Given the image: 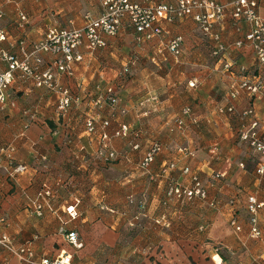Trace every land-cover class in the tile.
Listing matches in <instances>:
<instances>
[{
    "label": "crops",
    "instance_id": "1",
    "mask_svg": "<svg viewBox=\"0 0 264 264\" xmlns=\"http://www.w3.org/2000/svg\"><path fill=\"white\" fill-rule=\"evenodd\" d=\"M0 4L4 11L0 31L6 34L0 41L1 71L8 69L2 57L6 53L19 60L29 57L33 67L56 72L59 56L36 52L48 31L82 28L87 15L103 14L101 0H0ZM20 12L27 21L21 22ZM260 13L264 17V4ZM231 14L230 7L215 28L228 46L221 60L212 56L214 44L204 38L193 17L163 22V35L149 41L138 42L135 30L124 27L93 54L81 46L84 59L73 64L72 73H56L58 83L78 99L67 113L59 111L54 92L37 88L17 73L7 102L0 103V232L16 246L29 244L37 261L66 252L73 256V264H264V207L258 238L250 236L247 211L249 196L264 203V174H257L262 157L238 137L250 120L238 114L253 107L264 118V96L254 99L243 91L236 100L229 98L234 83L251 75L264 78V73L249 47L235 46L250 26L243 23L238 28ZM174 37L182 38L179 56L165 49ZM226 64L233 66L232 71ZM241 67L247 73L242 74ZM110 87L126 110L118 121L131 127L128 139L109 142L100 132L92 136L86 132L87 117H111L108 106L93 105ZM230 105L235 114L219 113V108ZM185 108L191 110L190 116L182 115ZM178 117L184 118L187 128L171 133L169 126ZM117 126L112 122L108 132ZM154 141L165 149L149 171H142L139 163ZM10 145L15 147L12 160L3 151ZM105 145L124 156L108 163L100 160L96 152ZM134 145L139 148L134 150ZM184 147L194 156L181 153ZM214 147L217 154L211 152ZM167 163H175L176 169L160 175ZM20 164L28 170L11 178L9 172ZM184 168L198 174L215 207L200 200L168 198L171 184H190ZM43 188L53 197L38 217L32 202ZM72 206L75 218L68 213ZM232 220L241 231L232 227ZM63 231L79 232L83 246H72ZM0 264L21 262L0 249Z\"/></svg>",
    "mask_w": 264,
    "mask_h": 264
},
{
    "label": "built area",
    "instance_id": "2",
    "mask_svg": "<svg viewBox=\"0 0 264 264\" xmlns=\"http://www.w3.org/2000/svg\"><path fill=\"white\" fill-rule=\"evenodd\" d=\"M18 0H8V2H17ZM264 4V0H232L229 4H223L215 0H101L103 14L100 17L87 15L85 17L84 26L76 29H57L52 28L48 31L45 39L36 47V52H48L59 56L56 63V72L52 69L40 70L33 67L30 58L19 60L14 56L6 53L2 54L4 61L8 63L7 71L0 69V103L5 104L8 99V90L18 78H29L35 86L54 92L58 96V109L62 113H67L72 105L78 101L74 98L70 91L62 87L57 81L56 73L71 74L72 66L76 62L83 61V54L79 49L86 46L89 53L93 54L97 50L107 47V37H116L124 27H130L137 33V41L145 42L163 35V22H174L186 17H193L204 38L211 40L214 47L211 54L216 59H222L228 50V46L222 41L221 35L215 31L217 25L222 24L225 20L227 10L231 7V15L234 24L240 28V25L246 23L250 26V30L243 39L235 43L237 48L249 47L253 52L254 58L264 73V17L260 10ZM4 17L3 6L0 4V19ZM21 22L27 21L24 12L19 13ZM6 39V34L0 31V41ZM182 38L174 37L165 44V49L179 56L181 54ZM225 67L232 71V65L226 64ZM242 74L247 73L245 67L240 68ZM191 86H195L193 83ZM248 92L254 99H260L264 96V78L260 75L246 76L238 83H234L229 92V98L236 100L241 92ZM94 107L102 108L108 106L111 109V117L106 120H99L95 116H89L86 120V132L89 135H95L100 132L105 140L111 142L114 138L128 139L132 130L128 124L119 122V116L126 113L125 109L120 106L118 97L114 94L112 87L98 96L93 102ZM219 113L235 114L236 108L230 105L227 108H219ZM183 116H190L191 110L185 108L182 111ZM239 117L249 118L248 123H243L238 137L241 143L258 153L262 157V161L258 164L257 174H264V118L257 116L253 107L240 112ZM117 121L118 126L113 129L112 133L108 132L112 122ZM193 124L197 123V119L191 117ZM187 124L183 117L175 118L171 124L170 132H184ZM135 133V132H134ZM138 145H134L133 149H138ZM165 149L160 141H154L146 151L143 159L139 163V169L149 171L151 165L155 162L158 155ZM8 160H12L15 147L10 145L5 148ZM179 151L188 156L193 157L194 153L189 148H180ZM217 154L218 149L214 147L211 151ZM122 154L117 153L114 149L102 146L96 152V157L104 162H112L117 160ZM176 169L175 163H167L161 168L160 175L170 174ZM28 170L26 165H17L12 172H9L11 178H15L19 174H23ZM182 173L189 176L190 184L186 187L180 183H173L167 191L168 198H176L194 202L195 200L207 201L210 206L215 207V202H209V194L206 186L201 181L198 174H193L189 168H184ZM220 175H214L213 178H219ZM53 197V192L45 188L37 199L32 202V212L35 216L42 217L44 215L47 203ZM79 204L77 201L76 205ZM264 207V203L259 202L256 196H249L247 201V211L250 217L252 238H258L261 235L259 229V213ZM68 213L73 217H77L75 206L68 208ZM232 227L237 232L241 231V227L237 221H231ZM66 240L76 249H80L83 244L80 234L77 231H63ZM0 249L9 251L14 257L20 260L21 264H73V256L66 252H61L55 258H43L37 261L36 256L29 244L16 246L11 238L3 232H0Z\"/></svg>",
    "mask_w": 264,
    "mask_h": 264
},
{
    "label": "rangeland",
    "instance_id": "3",
    "mask_svg": "<svg viewBox=\"0 0 264 264\" xmlns=\"http://www.w3.org/2000/svg\"><path fill=\"white\" fill-rule=\"evenodd\" d=\"M126 111V110H125ZM126 114V113H125ZM124 114V115H125ZM172 124V123H171ZM171 124H170V126H169V131H170V127H171ZM177 132V131H176ZM152 144V143H151ZM117 153H119L117 150H115ZM119 154H122V153H119ZM43 189H45V188H43ZM172 199H174V198H172ZM203 202H206L207 203V201H203Z\"/></svg>",
    "mask_w": 264,
    "mask_h": 264
},
{
    "label": "bare ground",
    "instance_id": "4",
    "mask_svg": "<svg viewBox=\"0 0 264 264\" xmlns=\"http://www.w3.org/2000/svg\"><path fill=\"white\" fill-rule=\"evenodd\" d=\"M219 259V258H218Z\"/></svg>",
    "mask_w": 264,
    "mask_h": 264
}]
</instances>
